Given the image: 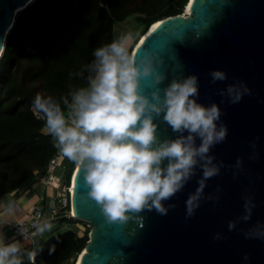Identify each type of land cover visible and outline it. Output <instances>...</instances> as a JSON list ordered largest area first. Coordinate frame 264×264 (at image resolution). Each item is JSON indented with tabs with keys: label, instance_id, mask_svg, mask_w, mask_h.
Here are the masks:
<instances>
[{
	"label": "water",
	"instance_id": "water-1",
	"mask_svg": "<svg viewBox=\"0 0 264 264\" xmlns=\"http://www.w3.org/2000/svg\"><path fill=\"white\" fill-rule=\"evenodd\" d=\"M32 2L0 0V57L17 13ZM159 24L134 55L156 57L154 66L166 77L161 96L173 79L195 76L194 99L218 107L216 129L226 134L195 158L183 186L162 201L166 214L146 209L123 225L108 224L94 201L81 200L88 189L75 168L65 217L91 228L80 264H264V0H189L183 14ZM216 71L225 78L214 81ZM141 87L149 96L156 90L150 79ZM153 122L159 142L189 135L173 132L162 114ZM201 143L196 136L194 146ZM205 165L217 170L206 179Z\"/></svg>",
	"mask_w": 264,
	"mask_h": 264
},
{
	"label": "clouds",
	"instance_id": "clouds-1",
	"mask_svg": "<svg viewBox=\"0 0 264 264\" xmlns=\"http://www.w3.org/2000/svg\"><path fill=\"white\" fill-rule=\"evenodd\" d=\"M137 36L124 34L94 50V59L86 66L87 86L71 91V101L62 98L67 116L51 96L37 94L31 106L61 156L82 171L88 191L81 200L94 201L108 224H127L146 209L166 214L162 201L183 186L197 163L195 158L205 157L209 147L226 134L225 129H216L218 107L206 108L194 99L198 96L195 76L173 79L161 96L159 85L166 77L154 66L156 57L145 51L138 59L130 51V42ZM211 75L214 81L225 78L219 71ZM144 79H150L156 89L150 96L141 87ZM228 91L234 90L229 87ZM239 99L236 94L233 102ZM161 114L173 132L189 135L159 142L153 120ZM196 136L202 141L198 148ZM216 171L205 165V179ZM196 198L187 202L189 213ZM51 227L45 224L37 232ZM21 248L19 241L6 244L0 235V264H21ZM27 257L35 264V251Z\"/></svg>",
	"mask_w": 264,
	"mask_h": 264
},
{
	"label": "trees",
	"instance_id": "trees-1",
	"mask_svg": "<svg viewBox=\"0 0 264 264\" xmlns=\"http://www.w3.org/2000/svg\"><path fill=\"white\" fill-rule=\"evenodd\" d=\"M188 1L34 0L17 13L0 57V198L45 173L58 152L43 130L44 121L31 110L35 96H51L64 109L62 98L71 101V91L87 86L86 66L96 48L117 39V26L130 20L143 26L129 47L132 52L154 23L183 14ZM75 168L64 159L62 178L68 186ZM56 219L59 230L36 243L35 264H75L88 243L91 228L86 223L62 213ZM65 220L84 231H61ZM32 250L21 249V264H30L27 253Z\"/></svg>",
	"mask_w": 264,
	"mask_h": 264
},
{
	"label": "built area",
	"instance_id": "built-area-1",
	"mask_svg": "<svg viewBox=\"0 0 264 264\" xmlns=\"http://www.w3.org/2000/svg\"><path fill=\"white\" fill-rule=\"evenodd\" d=\"M64 159L65 157H62L58 150L51 159L47 171L36 175V180L48 189L50 200L42 195L29 213L12 221H7L4 218L3 210L0 208V226L12 230L18 239L29 241L28 247L33 249L32 251H34L38 239L42 238L43 235V233L37 232L38 227H43L49 221L56 219L68 206H70V210L66 214L71 213L72 185L68 186L62 175H58V170L62 168ZM49 188L52 189L51 194ZM46 200H48L47 204L44 203ZM56 201L59 202L58 206Z\"/></svg>",
	"mask_w": 264,
	"mask_h": 264
},
{
	"label": "crops",
	"instance_id": "crops-1",
	"mask_svg": "<svg viewBox=\"0 0 264 264\" xmlns=\"http://www.w3.org/2000/svg\"><path fill=\"white\" fill-rule=\"evenodd\" d=\"M62 172H63V169L60 168L58 170V175L61 176ZM36 185L41 188L39 191L40 192L39 194L32 191L33 187ZM27 188L28 189H20L19 191H17L18 189L17 188L15 192H12L0 198V208L3 210L4 218L7 221H12V220L24 217L27 213H29L32 210L34 204L38 201V199H40L42 195L50 200V198L48 197V189L44 188L43 184L40 183L38 180L35 179L32 187L27 185ZM30 189L32 192H34L33 195L28 194V190ZM51 190L52 189L49 188L50 194H51ZM44 203L47 204L48 200H46ZM9 208L11 209L10 211H9ZM47 231H49V229H45L44 234H47ZM0 235H2L4 242L6 244L19 241L22 248L27 247V245H23L22 241L18 239L14 235L13 231L7 227L0 226ZM42 237H44V235H42Z\"/></svg>",
	"mask_w": 264,
	"mask_h": 264
},
{
	"label": "rangeland",
	"instance_id": "rangeland-1",
	"mask_svg": "<svg viewBox=\"0 0 264 264\" xmlns=\"http://www.w3.org/2000/svg\"><path fill=\"white\" fill-rule=\"evenodd\" d=\"M142 29H143V26L138 24L136 20H130V21H126L121 26H117L115 31H116V36H117V39H118L121 35L128 34V33H131L133 35H135L136 33H139V35H140L141 32H142ZM136 38L134 40H136ZM134 40L132 42H130L129 47L132 45ZM33 184H34V180L26 181V182H24L23 184H21L18 187L17 191H19L20 189H28L27 185L32 187ZM40 189L41 188L36 185V186L33 187L32 191H34L37 194H39L40 193L39 192ZM32 191H31V189L28 190V194L33 195L34 192H32ZM56 205L57 206L59 205L58 201H56ZM67 212H68V208H64L63 211H62V214L64 215V217H65ZM47 224H51L52 227H51V229L49 231H47V234H44L45 232H43L44 237L45 236H47V237L50 236L54 232L55 229L59 228V222H58L57 219L56 220H51ZM75 227H77V229L79 231H81V232L84 231V228L80 224H77V223H74V222L70 223V222H67V220H65V222L61 223V228L60 229H61V231H66V230H69L70 228H75ZM90 232H91V230H90ZM90 232H89V235H90ZM21 241H22L23 245H27V246L29 245V241H23V240H21Z\"/></svg>",
	"mask_w": 264,
	"mask_h": 264
},
{
	"label": "bare ground",
	"instance_id": "bare-ground-1",
	"mask_svg": "<svg viewBox=\"0 0 264 264\" xmlns=\"http://www.w3.org/2000/svg\"><path fill=\"white\" fill-rule=\"evenodd\" d=\"M32 1H34V0H32ZM189 8H190V6L187 8V12H188V13H189ZM190 13H191V12H190ZM159 25H160L159 22H156V23H154V24L150 27L149 31H148L145 35H143V36L140 38L138 44H137V45L135 46V48L133 49L132 54H134L135 49H136V48L142 43V41L145 39V37H146L151 31H154ZM73 176H74V175H73ZM72 192H73V185H72ZM72 214H73V215H76V213H75L74 210L72 211ZM85 252H86V250L84 249L83 252H82V253L80 254V256H79V259H78L77 264H80V262H81V260H82V257H83V253H85Z\"/></svg>",
	"mask_w": 264,
	"mask_h": 264
}]
</instances>
